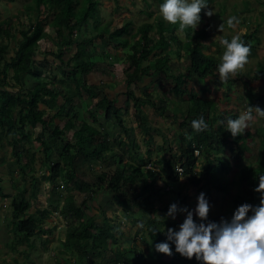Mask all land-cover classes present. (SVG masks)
<instances>
[{
    "label": "trees",
    "instance_id": "obj_1",
    "mask_svg": "<svg viewBox=\"0 0 264 264\" xmlns=\"http://www.w3.org/2000/svg\"><path fill=\"white\" fill-rule=\"evenodd\" d=\"M78 2L81 5L77 7V0H30L29 5H27L28 10L24 11L26 15L29 12L40 14V11L52 13L47 28L44 24L45 19L38 15L35 21L30 22L29 25H20L15 29L11 25L12 18L0 22V137L11 133V140L8 141L12 146L13 155L18 158L17 137L25 140L29 135V130L26 129L37 126L41 128L35 139L40 142L46 156L48 174L44 177L53 185L52 196L49 198L47 209L36 208V212L44 216L49 211H54L66 221L63 243L68 250L61 253L72 254L71 251H75L78 255V258L68 263L66 260L62 261L57 258L49 264L80 263L82 256L88 254L103 255L107 249H112L113 244H116L117 238L112 229L108 227L107 219L101 207L99 210L96 209L97 213L103 215L99 224L96 222L97 215L95 213L84 218V209L93 210L94 207L98 206L96 199L98 198L97 195L101 194V187L118 196L126 212H140L136 214L139 218L136 233L140 234L139 240H142L145 252H151L148 253V257L143 254L139 248L135 247L137 246L135 243H138L135 238L137 242L131 240L132 248H129L127 253H124L121 247H118L117 250H110V255H108L110 258L104 256L102 264H152V260L155 259L157 260L154 264H157L158 261L161 264H206V262L197 260L195 256L188 258L181 255L175 251L174 244L171 245L173 248L171 254L156 249V243L166 240L167 236L165 231L156 232L155 229L167 228L161 227L160 221L153 218L158 208L154 207L152 197L159 192H164V189L166 191L174 190L172 187L170 188L168 182L177 183L178 180L179 183L180 174L175 170L176 165H179L182 168L181 174L200 188L202 186L207 189L215 187L217 191H226L227 187L236 186L237 192L232 196L233 207L228 211L230 217L239 204L247 201L256 205L261 201L264 190H257V185L262 174H264V133L259 138L256 151L257 164L242 165L235 177L229 176L232 167L237 165L236 161L242 157V153L252 150L250 143L253 141V135L250 131H246L233 136L231 131L227 129V121L229 117H236L237 115L230 113L227 116L226 111H217L216 102L212 98L200 94L201 90L209 89L207 83L202 84L204 77L209 75L217 77L218 75L217 65L223 47L219 44L215 54L205 52L208 44L201 41L205 38L206 29L204 27L203 30L191 27L182 30L184 41H181L175 35V32L180 29L178 23L172 24L164 20L160 14H158L156 23L143 21L134 33L128 34L129 23L125 22L121 27L112 31L108 32L106 29L101 32L93 31L89 36L83 32L84 35L80 37L79 32L85 31L89 19L95 17L97 11H93V9L97 0H79ZM82 2H85L87 6L83 7ZM159 2L161 3L162 0ZM147 5L149 6V4ZM257 28L258 26L255 30L241 33L242 39L250 46H254V42L258 40L255 35ZM154 29L153 33L152 30ZM17 34L19 37L13 54L6 56L10 50L9 41L14 40ZM105 36L108 37L107 40L104 39ZM45 41L46 43L53 42L56 50L49 47L42 56L43 60L40 65L36 66V51L40 48V44L45 43ZM169 41L182 43L188 56L187 65L175 73L170 72L168 68L170 60ZM65 45L73 46L74 51L68 54L65 52L67 50H64ZM101 45L104 46L101 47ZM108 46L125 49L124 53L128 66L126 65L127 67L123 70L126 86L123 95L127 97V100H132L137 111L140 106L149 105L154 111H157L159 116H170L165 112V103L162 101H160L162 103L160 105L155 103L151 98L153 97L152 92L140 86L145 76L150 77L153 74L162 73L171 80L170 90L173 94L182 98L187 94L186 100H181L183 103L182 108L180 107L181 116H170L172 122L178 126L180 139L178 152L164 160H156L154 165H158V169L145 167L152 163L149 147L145 150L146 158L140 160L136 158L134 153L138 147L135 140L132 138L130 146L126 145L129 143L127 138H130V134L126 135L127 129L123 124L124 120L118 115L121 110L117 106L118 100L113 97L109 98L107 89L110 90V88L106 85L107 83L99 81L102 77L109 75V72L97 61ZM53 59L57 64V73L47 75L50 77L44 76L45 70L40 66L43 62ZM147 60L150 62L143 65L144 61ZM111 63L112 65L109 67L115 65L114 62ZM106 65L108 67V64ZM258 65L260 68L255 71L251 80L264 79V65L262 63H258ZM113 69L116 67L114 66ZM9 71H11V75H9ZM9 76L11 77L10 83L7 82ZM87 76L92 81L91 83L86 82ZM24 77H35L37 81L24 88ZM193 77L198 80L197 90L195 83L192 82L189 85V78ZM235 79H239L244 87L250 84V79L244 80L243 73H240L239 70L235 75H229L225 80L233 82ZM136 90H140L141 94L138 95ZM83 91L87 95H95L99 98L92 105L87 103L89 107L86 109L88 118L76 122L74 118L77 115L74 113L78 105L74 103V98H81ZM58 97H62L63 101H60ZM255 103L258 106L257 109H262L264 107V94L256 96ZM40 104L45 109L39 108ZM56 106H58V110L45 118L44 114L50 113ZM98 114L104 119L111 120L114 118L124 130V136L117 135L113 137L114 140H110L108 134L96 125ZM201 115L206 118L209 127L203 131H196L191 121ZM56 117L64 119L63 124H56ZM137 117L139 126L149 130L144 125L143 116L137 114ZM24 130L27 132H23ZM70 130L73 131V138L68 139L64 136ZM44 131L48 133L49 144L41 140L40 133H44ZM151 137L148 135L144 141L149 144ZM248 139L250 142L247 141ZM111 141L119 147L121 152L118 154L120 163L115 166L111 173L102 172L101 176H97L96 182H88L84 179L77 180L75 173L76 157L80 155L81 160L84 161L85 159L104 156L108 151H111V156L116 157L117 153L112 150ZM225 148L232 150L234 163L223 156ZM195 149L199 150L200 156L194 154ZM51 150L55 151L59 157L53 162L51 158H48ZM124 152H127L126 159ZM29 164L30 169H33L32 156ZM166 171H169V176H166ZM25 173L23 170V176ZM28 178L33 179V175H29ZM62 180L65 183H71V187L74 189L69 187L61 201L59 196L56 199L57 203L52 205L55 185L58 186ZM28 181V179L25 180L11 200L13 231L20 235L17 240L26 242H29L32 236L45 231L40 226L41 218L37 217L35 213H27L36 199L34 188L31 189L29 197L25 195ZM159 181H161L160 184ZM97 182L105 184L97 185ZM175 187H178L176 189L178 190L176 192L178 198L167 203L164 207L166 212H168L172 202H176L180 207L185 203L186 198L179 190L180 185L176 184ZM75 191H86L79 203L74 194ZM183 212L181 214L185 217L186 211ZM143 214L148 215L145 223L140 220ZM179 214L180 211L176 213L175 221L172 222L173 227H178L181 223L177 220ZM194 218L196 217L194 216ZM132 219L135 218L132 217ZM208 219L214 220L209 217ZM92 230L94 231L92 232ZM109 243L112 245L111 248ZM155 254H159V256L156 257ZM165 257L170 258L165 260Z\"/></svg>",
    "mask_w": 264,
    "mask_h": 264
},
{
    "label": "rangeland",
    "instance_id": "obj_2",
    "mask_svg": "<svg viewBox=\"0 0 264 264\" xmlns=\"http://www.w3.org/2000/svg\"><path fill=\"white\" fill-rule=\"evenodd\" d=\"M27 3H30V0H25ZM77 0V7L80 2ZM25 2V4H27ZM83 7L86 5L85 2L83 3ZM149 4V6L147 5ZM101 5V6H100ZM160 2L159 0H97V3L95 4V7L93 11L100 12L99 18L102 20L100 21L96 27L91 26L90 29L86 27L85 31H81L80 37L84 35L83 32L87 33L88 36L91 32H101L106 28H108L110 25L109 23H103L107 22L108 20L114 19L115 21H118V19H121L123 22L127 19L126 17H119L117 15L118 12L122 13L124 12L127 14V12H135L137 15L143 14L138 16L139 22H143L144 20L147 21V18H150L151 16L148 15V12H160L159 10ZM87 6V5H86ZM223 9V12L221 10ZM28 10V9H27ZM209 11L211 14H208ZM105 12V14L103 13ZM116 12V14H115ZM42 13V14H41ZM41 15L37 14L36 12H32V14L26 17L24 23L28 24L30 22H33L35 20V16L38 15L40 18L45 19L44 24H47L50 17L52 16V13L47 12H40ZM109 14V15H108ZM205 14V20L203 22V27L207 30L208 33L216 32V36L209 37V40L211 41V47L205 49V52H212L216 53V50L219 45V41L221 38L220 33H224V35L231 38L232 35H234L237 32H244L247 30V32L254 30L256 26L258 28L256 29V35L258 37V40L254 42V46H250L251 50L249 53V59L245 63V65L238 69L240 73H243L244 80L250 79L249 86H246V90L242 92L241 88L239 87L241 85L240 81L234 82L238 87L234 89V91H231L229 89V85L232 83V81H226L225 79H221L219 76V73L217 75L218 79H215L212 75H210L207 78V83L209 84L211 89H203L200 91V94L212 98L213 100H222V102H219L221 111H225L224 109L227 108L229 112L236 110L238 106L241 104V107L238 113L241 114L247 109L251 108L253 112L252 119L249 121L248 126H246L245 130L242 131L248 132L251 131L253 135V141H251L252 150L251 151H245L242 153V157L238 159L237 165L233 166L229 176H236L239 168L242 165L245 164H257V148L259 145V138L264 133V114H261V109H257V104L255 103V97L259 96L260 94H264V79H255L251 80L253 75L255 74V71L259 69L258 63H262L264 65V0H208V4L202 8V12L200 13L202 19H204ZM101 15V16H100ZM231 16H235L238 18V23L235 24V26H229L227 23V19ZM147 17V18H146ZM201 19V20H202ZM103 21V22H102ZM90 25L93 24V20L90 19L88 21ZM259 24V25H257ZM200 28V27H198ZM202 28V30L204 29ZM133 29V28H132ZM89 30V31H88ZM91 31V32H90ZM106 38V37H105ZM104 38V39H105ZM203 43H205V40H203ZM104 45H101V47ZM49 47H52L53 50H56V46L53 43H41L40 48L37 49V54L44 56V54L47 52L46 50L49 49ZM66 48L64 50H67V53L70 54L74 51V47L70 45H65ZM181 49V47L179 48ZM10 51V50H9ZM125 49L121 50H112L111 54L113 56H117V53L123 52ZM221 52V51H220ZM223 52V49H222ZM9 54L12 53L8 52ZM7 54L6 56H8ZM42 58V57H41ZM43 59H41L42 61ZM187 60L188 59H184ZM40 61V62H41ZM40 62H37L40 65ZM118 63H121L117 61ZM147 61H144V63ZM181 64L182 61L180 62ZM185 65L188 62H184ZM37 64V65H38ZM180 64V65H181ZM103 66V64H101ZM115 66V65H114ZM113 66V67H114ZM45 70L44 76L51 75L52 73H57V64L53 60H49L47 62H43V64L40 66ZM113 67L111 68L113 71ZM119 64L117 66L118 71H114V74H117V72L122 73L119 69ZM126 67V64H123L121 67L122 70ZM181 71V69L179 70ZM9 75H11V71H9ZM60 76V74H58ZM50 77V76H47ZM216 77V78H217ZM24 88L26 86H30L33 83L37 81V78L31 77L26 78L24 77ZM122 78L124 79V75H122ZM215 79L214 80H209ZM146 77L144 78V80ZM116 80L121 81L119 76H116ZM169 80L165 75L161 76V80L159 84H155L152 86V88H157L155 90H152V96L153 101L158 105L162 103H167V97L165 94H170L171 96H174L175 94L172 93L170 90V84ZM190 82L189 85L195 83V86L197 87L198 80L193 78H189ZM239 80V79H238ZM151 79H148L145 81L142 85L146 84L149 86L148 83H150ZM11 82V77L9 76L8 81ZM111 85L114 86V83L116 84V81L114 80V75L112 76V80L110 81ZM142 83V82H141ZM205 83L202 81V84ZM212 87H214L212 89ZM114 90V87H112ZM222 89V93H221ZM197 90V88H196ZM219 92H218V91ZM137 94L140 95V90H136ZM221 93V95H220ZM220 95V98H219ZM87 93L85 91L82 92L81 98L75 97L74 103L77 104L78 108L75 109V113L77 116L74 118L76 122L82 119L88 118V114L86 112V106L88 104L92 105V100L86 102ZM234 97V98H233ZM182 98V97H180ZM187 94L182 98V100H186ZM60 101H63L62 97H58ZM162 101V103L160 102ZM217 101V102H218ZM88 103V104H87ZM183 103L181 102L179 106ZM74 106V105H73ZM117 106L122 109L119 111L118 115L120 118L122 117L124 122V126L127 129L126 135L130 134V138H127V141L129 142L126 144L127 146H130V141L135 140V142L138 144V147L134 150V153L136 154L137 158L142 160L144 158V150H146L147 147L150 149V158L152 163L150 164L152 167H156L158 169V165H154V162L156 160H164L166 158H169L172 154H176L178 152V147L180 145V139H179V132L178 127L176 123H173L171 121V118L159 116L154 111L153 108L149 105H142L139 107L138 111L133 106V102L128 101L126 99V96L123 95L121 97V101L118 100ZM166 106V105H164ZM40 108H43L42 105ZM58 106L56 108L52 109L49 112L44 114L45 118L49 117V114L55 112ZM233 108V109H231ZM220 109V108H218ZM264 109V107H262ZM166 110V108H165ZM238 110V109H237ZM77 111V113H76ZM166 112V111H165ZM169 112V111H168ZM137 114L140 116H143L144 125L146 128H149V130H145L142 127L139 126V119L137 117ZM98 122L96 125L102 126L103 130L105 131L110 137H116L117 135L124 136L125 132L120 127V125L115 121L114 118L111 120L104 119L100 114L97 116ZM64 119L62 118H55V123L60 125L63 124ZM50 129L52 127L50 126ZM29 132L28 138L23 140L20 137H17L18 139V152L20 154V161L21 164H23L25 167V171H28L27 174H32L33 179L31 181L34 184L35 180V186L33 185L32 188H34V191L36 192L37 199L34 202V206L30 207L28 209L27 213H35V215L39 218H41L40 226L45 229L44 232H41L39 234H36L32 236L29 239V242H15L13 241V245L15 247L17 246L18 250L20 251L19 256V262L24 261L26 264H49L50 262H53L55 259L59 258V260H66L67 263L75 260L78 258V255L75 251H71L72 254H64L61 253L64 250H68L66 246L63 243V240L65 238V229L67 226L66 221H64L61 216H59L54 211H49L46 215L41 216L39 212H36L35 207H37L40 210H45L48 207L49 204V198L51 195V189H52V183L49 182L44 175L47 173V163L45 162L46 156L44 154V151L42 150V146L38 140L35 139V137L39 134L41 128L40 127H29L26 129ZM24 130L23 132H27ZM41 140L46 141L49 144V137L47 131H44V133H40ZM148 135H151V139L149 141V144H147V141H144V138H148ZM66 138L70 139L73 138V131L70 130L65 134ZM8 140H11V133L8 135H3L0 137V165L1 167H4V165H7V162H9V172L10 176L16 177V182H11L12 186V192H15L16 187H18L22 181L24 180L23 174L21 171L16 172L17 162L15 161V157L12 154V148L11 144L8 143ZM250 142V140H247ZM112 143V150L114 152H119V147L116 146V144ZM223 156L225 159L230 160L231 163H234L233 159V153L231 150H225L223 151ZM111 151H108L104 156L100 157H94L91 159H85L84 161L81 160V156L78 155L76 157L77 166L75 167L77 180L84 179L88 182H96L97 176H101L100 174L103 172L105 174H109L112 172V170L115 168L117 164H119L120 160L118 158V154L116 157H113L110 155ZM124 157L126 159L127 153L124 152ZM33 157V169L30 171V164L29 160L30 157ZM200 156V155H199ZM48 158H51V161H56L59 157L56 155L55 151L51 150L50 156ZM202 159H204L202 157ZM82 161V162H81ZM262 162V161H261ZM19 168V166H18ZM15 171V172H14ZM169 171H166V176H169ZM35 176V177H34ZM165 176V177H166ZM164 178V175H163ZM168 178V177H166ZM179 183L177 180V183H173L170 181L168 182L170 185V188L172 187L174 190L159 192L158 194L154 195L152 197L153 205L154 207L158 208L157 212L153 215L154 219H157L160 221L161 227H173L172 222L175 221L174 218L171 216L166 215L167 212L164 211V207L167 205V203L173 201L174 199L178 198L176 195V190L178 187H175L176 184L180 185L181 193L183 196H185L186 200L185 203L181 206L183 208L186 206L188 209L194 210L195 206L197 204V197L201 191L206 193L209 202H210V209H209V218H213L215 221H220L221 218H228L230 219V215L228 214V211L230 208L233 207L232 204V196H234V193L237 192V188L235 185H231L226 188V191H217L215 187L213 188H206L205 186L199 187L197 184L191 183L189 179H186V176L181 175L179 176ZM161 181H159V184ZM167 183V184H168ZM97 185H104L105 183L97 182ZM71 183H65L63 180L58 183V186L55 185L54 189V202L52 205H55L57 197L60 196L59 200L61 201L62 197L65 195L66 190H68L69 187H71ZM167 186V185H165ZM71 189H74V187H71ZM101 194L97 195L98 200L96 205L97 207H94L93 210H87L84 209V218L88 217L91 214H96V222L99 224L102 219L103 215L97 213V210H99V207L104 211V216L107 219L108 227L112 229V232L115 234V237L117 238L116 244H113V246L109 243V246L112 249H107L106 252H104L103 255H85L82 256L80 263H73V264H102L104 256L106 258H110L108 255H110V250L118 249V247H121V249L124 251V253H127L129 251V248H132L131 240L134 242L138 240V243H135L137 245V248L140 249V251L143 252L148 257V253L151 252H145V246L142 242V240H139L140 237L136 233V228L138 227V215L140 212L131 213L126 212L124 208L122 207V202L120 198L114 194L109 193L105 188H100ZM74 192V191H73ZM86 191L77 192L75 191V195L77 198L78 203L83 198ZM7 197H3L0 200L4 202H9L11 199V195ZM27 194V193H26ZM59 201V202H60ZM10 205V204H9ZM183 211H180L179 217L177 218L178 222H182L185 218L181 213ZM184 213V212H183ZM9 214V212H8ZM134 214V215H133ZM137 216V217H136ZM141 216V215H140ZM135 218V219H132ZM148 215L143 214L141 216L142 223H145L147 221ZM196 219H199V217H196ZM135 220V221H134ZM4 225L0 226V238L4 241H7L6 238H8V231L3 227ZM115 227V228H114ZM178 228V227H176ZM117 229V230H116ZM119 230V231H118ZM94 230H92L93 232ZM13 232V231H11ZM14 233V232H13ZM137 240H136V239ZM110 242V241H109ZM136 247V246H135ZM71 250V249H69ZM156 257L159 256V254H155ZM170 257H165V260L169 259ZM18 260V259H17ZM157 260V259H155ZM157 262V261H156ZM157 264H161L159 261Z\"/></svg>",
    "mask_w": 264,
    "mask_h": 264
},
{
    "label": "clouds",
    "instance_id": "obj_3",
    "mask_svg": "<svg viewBox=\"0 0 264 264\" xmlns=\"http://www.w3.org/2000/svg\"><path fill=\"white\" fill-rule=\"evenodd\" d=\"M207 4L208 0H162L159 10L164 20L172 24L178 23L179 28L185 30L197 27L202 19L201 9ZM227 23L234 27L238 23V18L231 16ZM219 43L223 47V52L219 56L217 72L221 79H226L229 75H235L237 70L245 65L251 47L242 39L241 32L235 33L231 38L221 36ZM115 67L117 70V65ZM119 69L123 73L124 69L121 67ZM214 78L218 79L216 76ZM261 110V114H264V109ZM252 116V109L249 108L236 117H229L227 129L233 136L240 134L248 126ZM191 124L196 131H203L209 127L203 115L193 119ZM150 164L145 167H152ZM257 190H264V174L260 178ZM197 201L194 210L186 206L181 208L176 202L170 204L166 215L175 218L178 211H186V216L178 228L155 229L156 232L165 231L167 236L166 240L156 243L157 250L171 254L173 251L171 245L174 244L175 251L181 255L188 258L195 256L197 260L206 264H264V194L259 204L253 205L245 201L234 209L230 219L221 218L220 221L208 219L210 202L206 193L201 191ZM137 235L140 237L139 233Z\"/></svg>",
    "mask_w": 264,
    "mask_h": 264
},
{
    "label": "crops",
    "instance_id": "obj_4",
    "mask_svg": "<svg viewBox=\"0 0 264 264\" xmlns=\"http://www.w3.org/2000/svg\"><path fill=\"white\" fill-rule=\"evenodd\" d=\"M25 2H26L25 0H14V1L0 0V22L12 18V22L13 23L11 22V25H12V28H14V29L15 28H18V26L20 27V25L21 26H23V25L24 26L29 25L28 24V21H27V23H24V21H25V19H26V17L28 15L30 16L32 14V12H29L26 15V13L24 11L27 10V5H29V3L26 2L27 4H25ZM44 12H47V11H44ZM103 13L105 14V12H103ZM41 14H39V15H41ZM99 14H100V12H98V10H97V12H95V17H91L90 18V19L93 20V24L90 25L89 23H87L86 27H88L90 29L91 26L94 27V25L97 26L99 23H101L100 21L102 19L101 18L98 19ZM115 14H116V12H115ZM158 14L161 15L160 12H148V15L151 16V17L150 18H147L146 17L147 18V21L144 20V22H151L152 24H154V22L156 23V20L158 18ZM117 15L119 17H126L127 18L125 20V22L126 23L127 22L129 23V28H128L129 33L128 34H130V33H134L136 31L137 27L142 23V22H139L138 16L145 15V14H143V12H141V14H139V15H137L135 12H127V14H125L124 12H122V13L118 12ZM36 16H35V19H36ZM205 17L206 16L204 14V19H202L200 21V23L197 25L196 28H198V27H200L199 29H202L203 28V22L205 20ZM17 18H19V19H17ZM114 19H116V18H113V19L110 18V20H108L107 22H103L102 21L103 23H109L110 26L108 28L105 27V29L108 32L114 30L117 27L118 28L121 27L123 25V23H125L121 19H118V21H115ZM47 27H48V24L45 25V28H47ZM178 30L179 31H176L175 32V35L178 37V39H180L181 41H184L183 31L180 30V29H178ZM154 31H155V29L152 30L153 33H154ZM49 32H50V29H49ZM91 33H90V35H91ZM220 34H221V36H226V35H224V33H220ZM214 36H216V32L215 33L214 32L208 33L207 30H206L205 35H204L205 38L204 39H201V41L203 43V40H205V44L207 43L208 46H209V48H210L211 47V45H210L211 44V41L209 40V37H214ZM18 37H19V34L16 35V37H15L14 40L9 41V46H10V51L9 52L12 51V53H10L9 55L13 54V50H14V48L16 46V41H17V38ZM105 37H106L105 39L107 40L108 37L107 36H105ZM49 42L50 43H53L51 41H49ZM112 47L113 46L106 47V49L104 50V54L102 56H100L99 59L97 60V61H99L98 63L100 65L103 64V66L102 65L101 66L105 70H107L109 72V75L108 76L102 77L99 81L100 82L107 83L106 85H108V87L110 88V90L107 89V93H109V98L110 97L111 98L113 97V98H116L117 100H120L121 101V97L123 96V93L126 91V87H125V84H124V79L122 78L123 73L117 72L119 78L121 79V81H118V80H116V75L114 74V71L111 69L112 67H109V66L112 65L111 62H114L115 65L118 66V64H119V66L122 67L123 64H126L127 65V61H126V58H125L124 51L122 53L121 52L117 53V55L119 57L113 56L111 54V51L113 49L114 50H121V49H116V48H114V47L112 48ZM180 47H181V49H179ZM65 52H67V51H65ZM168 52H169V56H170L169 65H168V68H169L170 72H174V73L175 72H178L180 69L182 70V68L187 65V64L185 65L184 62L185 61L188 62V61L187 60H184V59H186V58L188 59V56L186 54L185 48H184V46H183L182 43L180 44V43H176L174 41H172V42L169 41V51ZM41 57H42V55H38L37 54V56H36L37 62H40L41 61V59H42ZM117 61H119L121 63H118ZM181 61H182L183 64L180 63ZM37 62L35 63L36 66L38 64ZM149 62L150 61L147 60V62L143 63V65L146 64V63H149ZM106 64H108V67H107ZM115 71H117V70H115ZM93 73H96V72H93ZM113 75H114V80L116 81V84L114 83V86H112L111 83H110V81L112 80V76ZM161 76H162V73H156V74H153V76H150V77L145 76L146 77L145 80H144L145 77H143L141 84H143L148 79H151L150 83H148L151 88H149L148 85H146V84L142 85V87L146 88L150 92L152 90H155L157 88V86H156V88H152V86L155 85V84H159L160 83ZM91 77L93 78V76H91ZM207 78L208 77H204V79H203L205 83H207V81H206ZM209 80H214L215 81V79H210V78H209ZM261 80H263V79H261ZM86 82H88V83H91L92 82V81H90V78L88 76L86 77ZM234 82H236V81H233L229 85V89L231 91H234V89L236 87H238V85H236ZM141 84H140V86H141ZM169 84H170L169 87L171 88V85H172L171 80H170ZM112 87H114V90L112 89ZM239 87L241 88L242 92L244 90H246V88L242 84ZM196 88L198 89V86ZM213 88L214 87H212V89ZM209 89H211L210 86H209ZM221 93H222V89H221ZM221 93H220V95H221ZM220 95H219V98H220ZM165 96L167 97V100H168L167 102L169 103V104L165 103V105H166L165 106L166 107V110H165L166 113L167 114H170V116H176L177 115L178 117H180L181 116L180 115L181 114V108H180L181 105L179 106V104L182 102L181 101L182 98H180V96H178V95L171 96L170 94H165ZM98 98H99V96L87 95L86 102H88L90 100H92L93 102H95V101H97ZM217 101L218 100L215 101L216 102L217 111L223 112V111H221V107H220V104H219V102H222V100H220L218 102ZM242 103H244V102H242ZM241 104L238 106V108H236V110H234L233 108H231V109H233V111H231V112H229V110H227V108H225L224 109L226 111L225 114H227V116H228L230 113H234V114L238 113L237 111H239V109L241 107ZM40 106H41V104L39 105V108H40ZM42 107L44 108L43 105H42ZM43 108H41V109H43ZM88 108L89 107L86 106V109H88ZM218 108H220V109H218ZM236 115L238 116V114H236ZM170 116L168 118H171ZM101 129H103L102 126H101ZM108 137L111 138L110 140H114V138L110 137L109 135H108ZM111 142H113V141H111ZM8 143H10V142L8 141ZM11 148H12V146H11ZM116 153H121V152L119 151V152H116ZM143 154L144 155L146 154V151L145 150H144ZM18 155H19V157H18L19 160H18V158H16V156H14L15 157L14 159H15L16 162L18 161L17 162V165L19 166V168H18V166L16 167V169H17L16 172L21 171L22 174H23V170H25L24 169L25 167H23L24 165L20 163V161H22V160L20 159L19 152H18ZM113 157H115V156H113ZM136 158H137V156H136ZM144 158H146V156H144ZM33 162H34V160H33ZM9 164L10 163L7 162V165L5 164L4 167H1V165H0V190H1L0 191V199L3 198V197L10 196L11 192L13 191L12 188H10L12 186L11 182L12 183L13 182H16V177H15L16 175L15 176H10ZM31 170L32 169H30V171ZM25 172H26L25 173V176H23L24 180L22 181V183L18 187H16L15 192H13L11 194L12 196H15L16 192H18L19 187L24 184V182H25L26 179L29 180L27 182V184H26L27 191L25 192V195L27 197H29V193L31 192V189H32L33 185L35 186V180H34V184H33V182L31 181V179L28 178V176H29V174H27L28 171H25ZM47 174H48V171H47L46 175ZM30 175H32V174H30ZM12 196L10 198L11 200H12ZM36 199H37V195H36ZM36 199H35V201H36ZM11 200L9 202H4V201H1L0 200V226L4 225L3 227L5 229H7V231H8V238H6L7 241H4L3 239L0 238V264H26V262H24V261L19 262L20 261L19 260V256H20L19 253H20V251L18 250L17 246L15 247V245H13V241H15L16 243L19 242V240H17V238L20 235H19L18 232L13 231V228H12V214H11L12 207H11ZM32 206H34V204ZM36 208L37 207H35V209ZM8 212H9V214H8ZM11 231H13L14 233L11 232ZM22 242H24V241H22ZM154 262H155V260H152V264H154Z\"/></svg>",
    "mask_w": 264,
    "mask_h": 264
},
{
    "label": "built area",
    "instance_id": "obj_5",
    "mask_svg": "<svg viewBox=\"0 0 264 264\" xmlns=\"http://www.w3.org/2000/svg\"><path fill=\"white\" fill-rule=\"evenodd\" d=\"M194 154H195L196 156H199V155H200L199 150H198V149H195V150H194ZM147 167H149V166H147ZM175 170H176L179 174L182 173V168H181L179 165H176Z\"/></svg>",
    "mask_w": 264,
    "mask_h": 264
}]
</instances>
